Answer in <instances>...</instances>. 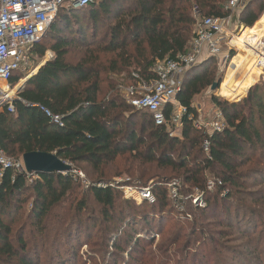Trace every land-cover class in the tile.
<instances>
[{
  "label": "trees",
  "instance_id": "obj_1",
  "mask_svg": "<svg viewBox=\"0 0 264 264\" xmlns=\"http://www.w3.org/2000/svg\"><path fill=\"white\" fill-rule=\"evenodd\" d=\"M224 5V0H95L87 8L59 9L45 36L31 48L34 61H42L47 52L54 57L47 60L17 91L14 114H9L6 109L0 111V148L7 156L15 159L13 156L16 155L45 153L55 155L68 165L85 164L99 171L117 158L129 155L140 167L154 165L179 173L171 180L180 181V194L184 198L195 191H205L210 180L219 182L211 192H204V208H194L190 201H184L183 211L179 212L167 194L165 183L171 180L156 182L148 187L155 199L153 204L125 199L122 189L131 185L113 186L112 183L95 180L87 190L100 209V217L93 220L92 227L89 225L88 229L79 214L78 220L74 221V226L68 229L62 240L63 247L77 246L98 225L101 230L104 227L108 229L104 232L109 236L110 250L114 256L119 259L127 254L131 261L137 253H144L141 244L149 238L155 240L160 236L163 223L169 219L189 224L193 236L199 232L202 242L215 243L213 239L207 240L203 236V222L212 218L218 220L211 221L212 224L228 232L236 231L238 237L246 240L249 250V241L253 242L254 239L257 241L254 251L262 246L264 232L261 231L256 238L252 235L257 229L254 223L264 222V197L257 200L262 192L253 193L251 190L264 184V85L251 87L247 96L239 102L211 97L212 105L222 113L225 125L221 131L210 136L196 132L192 127V120L196 116L192 107L194 97L204 85L211 87L216 82L214 76L206 71L195 79L196 83L187 82L188 75L200 67H193L185 74L176 97V101L187 110L178 137L170 136L163 127H156L149 114L135 110L122 97L99 99L101 75L106 72L99 55L111 54L115 57L109 69L112 73H122L134 66L135 70L130 74L133 84L132 74L153 79L151 69L154 64L174 60L186 52L193 37L194 13L200 17L224 18L228 16ZM113 7L117 8V14L113 24L107 27V42L95 47L89 45L92 47L89 48L83 44V37L82 48L87 46L83 58L75 63L69 62L68 56L74 45L71 36L85 34V26L81 23L83 14L94 21L96 10L104 13ZM263 11L264 0H251L239 14V24L248 28L245 30L258 29L264 25V14L254 24ZM241 43L251 48L243 39ZM241 48L249 54L248 50ZM213 62L207 59L202 65ZM119 63L126 65L125 69L119 67ZM21 76L15 74L10 81L11 86H16ZM38 107L60 116V124L50 123ZM138 118H141L139 123ZM206 139L209 141L208 154L202 148ZM139 173L137 180L141 185L144 183L142 187H146L153 173L150 169ZM75 183L78 182L64 174L28 175L0 168V264H37L35 250L27 249L22 237L16 240L12 238V224L7 218L17 214L30 196L31 224L36 230L45 231L46 220ZM98 183L105 186L98 187ZM119 197L123 209L118 208ZM246 199L260 201L263 210L247 205ZM85 207V201H81L78 210L83 211ZM141 208L148 212H137ZM247 218L252 223H247L242 230L241 219L245 224ZM181 231L182 228L177 226L158 247L160 254L177 243ZM225 231H220V238L232 235ZM214 248L210 257L236 253L231 252V248L228 251L217 245ZM69 253L72 258L74 251L70 250ZM152 254L146 255L149 261L154 260ZM58 256L57 251L56 259ZM239 256L247 259L248 253L242 252ZM217 260L215 264L219 263ZM259 260L255 258V261ZM178 264L183 262L179 261Z\"/></svg>",
  "mask_w": 264,
  "mask_h": 264
},
{
  "label": "rangeland",
  "instance_id": "obj_2",
  "mask_svg": "<svg viewBox=\"0 0 264 264\" xmlns=\"http://www.w3.org/2000/svg\"><path fill=\"white\" fill-rule=\"evenodd\" d=\"M116 9L117 8L113 7L109 12L104 13L96 10V13L93 17L94 21L90 20L89 17L83 14L81 23H83L85 26V34L83 36H71L72 40L74 41V45L71 48L68 56L69 62L75 63L83 58L85 54L84 52L87 49V46L82 48L83 44L88 45L89 48H92L89 45H93L95 47L98 45H104L107 42V27L113 24V18L117 14ZM263 14L264 11L261 13V15H259L254 26ZM237 23L241 28L248 29L247 27L240 25L238 19ZM235 24L236 21L233 24V27H235ZM83 37L85 39L84 41L82 39ZM82 41L83 44H81ZM240 51L243 52L241 49ZM240 51L239 53H241ZM99 60L100 62L104 63L106 67V72L101 75L102 82L99 99H106L110 96L121 98L120 96L122 94V90L120 89L129 87L131 84L133 85V83L130 81V74L135 70V67L131 66L128 70H125L122 73H112L109 71V69H111V61H115V57L111 54H101L99 55ZM37 64L38 62L35 60L33 66H36ZM227 64L228 63H224V61H222L220 65H218L217 62H213L203 66L201 63L200 65L196 66L200 68L194 70L190 75H188L189 77L187 78V82H194L195 79L201 77L206 71L214 76L216 82L219 81V86L216 91L211 92V87L204 85L200 93L194 97L195 104L199 105L202 114L205 116H207V114L211 115L214 110L211 97L227 100L229 102H239L247 96L248 92L246 93V91L250 86L264 85V74L263 76L259 77L260 74L256 73L257 71L246 69L243 66V63L241 64L243 66H241L243 71H239L241 75L239 74L237 79L234 78L236 77V72L234 70H228L227 74H225ZM201 65L203 66V69L201 68ZM119 67L125 69L124 67H126V65L119 63ZM228 75H231L232 79H229ZM185 77L183 78V82ZM21 78L22 79L14 88L20 89L21 84L25 81L26 77L23 74ZM240 85L242 88L239 87ZM221 86L226 87V89L223 88L222 92L220 90ZM199 87H201V85ZM241 90H243V93ZM218 92L221 93L220 95L223 98L217 96L219 95L217 94ZM233 97H238V99H234ZM140 120L141 118H138L137 123H139ZM147 120H149V118H147ZM13 157L15 160L16 158H18L17 160H22V156L20 155ZM70 166L71 168L80 170L85 175L87 184L91 185L95 180H103V182L107 184L112 183L113 186L117 184H128L134 188H137L138 190L142 188H148L156 182H161L163 180L169 181L179 175V173L169 168L161 169L154 165H142L140 167V164L134 163L131 158H129V155L117 158L112 164L101 167L99 171H96L85 164ZM147 169L152 171L153 176L151 180H147L149 181L146 183L147 186L142 187L144 183L141 185L140 181L138 182L137 180L140 174L139 171ZM257 182L259 183V180ZM167 183H165V185H167ZM87 189L89 188H85L84 185L79 184V182L75 183L66 198L59 204V207L55 208L51 212V216L45 222V231L40 232L39 230H36L35 226L31 224L32 222L29 218L31 204L30 196L26 198V202L23 204L21 210L17 214L7 218V221H10L12 224V238L16 240L17 238L22 237L23 241L27 244V249L30 250V248H33L35 250L34 253L36 254L34 256L38 257L36 261L37 264H60L59 260H61V263L63 264H114L116 261L117 264H158L159 261L162 262L161 264H178L179 261H182L183 264H215L217 259V261H219L218 264H264V238L262 240V246L258 251H254V247L256 246L257 242L256 239H254L255 241L253 242L249 241L251 246L249 250L247 243H245L246 240L238 237V233L236 231L228 232L226 230V232L224 228L219 227L217 224L211 223V221H218L213 218L212 220L203 222V236L207 237V240L213 239L215 243H211L210 241L202 242L203 240L201 239L199 232H196V234L193 236L191 232V226L189 224L177 223L174 220L169 219L163 223V229L160 236L155 237V240L149 238L145 243L141 244V249L144 250V253H137L136 256L133 257L134 259L131 261L128 260L129 256L127 254H124L123 257L119 259L114 256L110 250L109 236H107L106 232H104L108 229L104 227L103 230H101L102 228L100 229L98 225L95 227V229L92 228L93 230H90V232L84 236L85 238L80 241V244L77 246H74V244L69 247L64 245L63 247V245H61L62 240L67 235L68 229L74 226V221L78 220L77 218L79 217V214L82 218L81 220H83L84 226L88 229L89 225L92 227V221L100 217V209L96 205L91 193ZM251 191L253 193L255 191H261L262 195L257 200L262 199L264 197V184L252 187ZM25 195L27 196L29 193ZM81 201H85L86 203V207L83 211L78 210V206L80 205ZM117 203L119 204L118 208L123 209L121 206L123 203L121 202L120 197L117 198ZM245 203H247V205H251L252 207L263 210L260 201L246 199ZM146 211L148 212V210H145L144 208L137 210V212L140 213H147ZM247 223H252V220L247 218L245 219L244 224L241 219L242 230L243 227L246 228ZM254 225V227H257V229L252 237L256 238L259 236L261 231L264 232V222L260 223L259 221V223H254ZM177 226L182 228L177 243L171 245L170 248L164 252V254H160L158 247L166 241V239L171 233L175 231V229H177ZM84 229L85 228L82 230ZM220 231H225L224 233L228 234L232 233V235H229L225 238H220L222 237L220 235ZM196 240H198V242ZM216 245L219 247L221 246L222 248L226 249V251L231 248V252L236 251V253H225L223 256L217 255L210 257V254L214 251V247ZM185 246L189 248H184ZM183 248L186 250H183ZM70 250L74 251V256L72 258L70 257ZM57 251L59 256L56 259L55 253ZM242 252L248 253L247 259L239 256V253L242 254ZM149 253H153L151 257H154V260L149 261L150 259L146 257V255ZM162 255L163 257H161ZM256 257L260 260L255 261ZM252 260L253 263L251 262Z\"/></svg>",
  "mask_w": 264,
  "mask_h": 264
},
{
  "label": "built area",
  "instance_id": "obj_3",
  "mask_svg": "<svg viewBox=\"0 0 264 264\" xmlns=\"http://www.w3.org/2000/svg\"><path fill=\"white\" fill-rule=\"evenodd\" d=\"M94 1L0 0V111L6 109L9 114H14L13 104L19 88L11 86L10 81L17 73L24 74L27 78L37 70V67L33 66L31 48L42 39L49 24L54 21L58 10L61 8L83 9L92 5ZM250 1L224 0V9L228 13V16L224 18L200 17L194 13L193 37L186 52L178 55L174 60L154 64L151 69L153 79L147 80L138 74H132L134 84L120 89L122 94L119 96L135 110L149 114L156 127L165 128L170 136H180L183 129V116L186 115L187 110L176 101V97L181 90L185 74L205 59H212L218 65L222 61L228 63L225 74L233 69V60L238 55L239 49L232 42L243 33V28L238 26L237 19ZM235 21L236 24L233 27ZM245 49L250 52L249 56L252 58L253 66L261 72L259 77L263 76L264 35H261L253 47ZM53 57L52 53H46L43 62ZM38 109L50 123L60 124V116L52 114L44 107H38ZM193 109L196 111V116L192 120L194 131L210 136L224 128L223 115L216 107L212 114H207V116L202 114L200 108L193 107ZM202 148L208 154V139L203 141ZM0 168L26 174L22 160L7 156L1 148ZM64 175L70 176L85 188L90 186L86 183L84 174L78 170L71 168ZM217 183L219 184L213 180L208 181L204 190L211 192ZM96 186L104 187L105 185L98 183ZM166 188L172 205L179 212L183 211L184 201H190L191 205L197 209H202L206 205L205 191H195L184 198L180 194L181 183L178 180L170 181ZM122 192L125 199L136 203L146 201L153 204L155 201L149 188L138 190L126 186Z\"/></svg>",
  "mask_w": 264,
  "mask_h": 264
},
{
  "label": "water",
  "instance_id": "obj_4",
  "mask_svg": "<svg viewBox=\"0 0 264 264\" xmlns=\"http://www.w3.org/2000/svg\"><path fill=\"white\" fill-rule=\"evenodd\" d=\"M52 23L53 22H51L49 24L47 30L50 28V26L52 25ZM47 30H46V32H47ZM46 32L43 34L42 38L45 36ZM206 60L207 59L201 61L196 66L200 65L201 63H203ZM196 66H194V67H196ZM39 68L37 69V71L35 73L31 74L30 76H28L25 79V81L21 84V87L23 86V84L28 79H30L32 76H34L38 72ZM218 86H219V81L215 82L211 86V89H210L211 92L216 91L217 88H218ZM252 86H250L248 88V90L246 91V93L250 90V88ZM22 163H23L25 172L28 175H38V174H50L51 175V174H54V173L64 174L65 172H68V171L71 170V166L70 165L62 162L55 155L45 154V153L33 152V153L24 154L22 156Z\"/></svg>",
  "mask_w": 264,
  "mask_h": 264
},
{
  "label": "crops",
  "instance_id": "obj_5",
  "mask_svg": "<svg viewBox=\"0 0 264 264\" xmlns=\"http://www.w3.org/2000/svg\"><path fill=\"white\" fill-rule=\"evenodd\" d=\"M254 30H257L256 32L257 33H249V31H254ZM243 35H242V37H241V39H243V41L244 42H247L251 47H253L254 45H255V42L261 37V35H264V25L263 26H261V27H258V29H257V27L256 28H252L251 30H245L244 28H243V33H242ZM239 41H240V44H241V40L239 39ZM241 46V45H240ZM250 49V48H249ZM245 57L246 58H248V60L252 63V58H251V56H249V55H247L246 54V52L244 53V52H241V53H238V55L234 58V60H233V65H234V67H233V69H230V70H234L236 73V77H234V78H238V75L240 74L241 75V73H239V71L240 70H242V67L244 66L246 69H249V70H252V71H256L253 67H252V65L250 64V62L249 63H247L246 62V60L247 59H245ZM43 62V60L42 61H40V62H38V66L36 65V67H37V69L40 67V66H42L43 64H44V62ZM46 62V61H45ZM238 63V64H237ZM243 63V66L241 65ZM242 66V67H241ZM37 71V70H36ZM35 71V72H36ZM243 71V70H242ZM34 72V73H35ZM256 73H258V74H260V71H257ZM227 74V73H226ZM248 77V76H247ZM228 78L229 79H232L231 78V75H228ZM228 79V80H229ZM235 79V80H236ZM258 79H259V77H258ZM222 85V84H221ZM239 87H241L242 88V86L240 85ZM223 88H226L225 86L223 87V86H221L220 87V90H221V92L223 91ZM240 88V89H241ZM239 89V88H238ZM219 90V91H220ZM217 94H219V95H217V96H219V97H221V98H223L220 94L221 93H217ZM192 106L193 107H195V108H199V105H197V104H195V98L193 99V101H192Z\"/></svg>",
  "mask_w": 264,
  "mask_h": 264
},
{
  "label": "bare ground",
  "instance_id": "obj_6",
  "mask_svg": "<svg viewBox=\"0 0 264 264\" xmlns=\"http://www.w3.org/2000/svg\"><path fill=\"white\" fill-rule=\"evenodd\" d=\"M243 35V34H242ZM242 35L239 37V38H237L236 40H234L233 42H232V44L236 47V48H238L239 49V51H240V49L242 50V48L241 47H243V48H247L243 43H241L240 44V41H239V39L241 40V37H242ZM241 45V46H240ZM247 50V49H246ZM248 55H250V52L248 51ZM245 59H247L246 60V62L247 63H249L250 61L248 60V58H246L245 57ZM250 64L253 66V62L251 63L250 62ZM254 67V66H253ZM254 69L256 70V71H259V70H257L255 67H254ZM260 74H261V72H260ZM234 99H238V97H233Z\"/></svg>",
  "mask_w": 264,
  "mask_h": 264
}]
</instances>
